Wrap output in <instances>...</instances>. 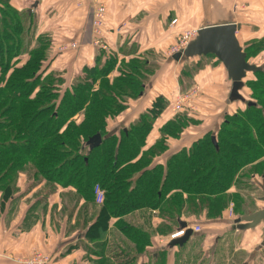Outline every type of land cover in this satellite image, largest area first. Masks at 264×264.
I'll list each match as a JSON object with an SVG mask.
<instances>
[{
  "label": "trees",
  "instance_id": "1",
  "mask_svg": "<svg viewBox=\"0 0 264 264\" xmlns=\"http://www.w3.org/2000/svg\"><path fill=\"white\" fill-rule=\"evenodd\" d=\"M30 5L24 10L12 0H0V192L4 199L17 194L22 174L30 181L51 184L49 192L70 188L69 197L84 199L85 209L97 205L94 188L100 185L104 201L86 231L88 239L98 241L104 239L111 218L141 207L159 208L165 224L162 233H168L179 228L183 214L216 219L230 204L236 208L243 202L237 192L224 193L234 184L248 185L244 180L252 174L264 176V62L259 65L261 71L248 72L242 99L233 101L243 106L226 114L218 131H208L189 148L171 155L166 170L159 165L150 169L153 157L168 148V138H179L188 126L200 122L177 114L162 126L157 143L144 150L156 119L169 103L159 95L152 108L128 129L119 135L108 130L109 118L122 114L130 100L144 95L147 77L156 65L150 59L152 53L138 54L136 46L128 42L118 53L107 36L109 48L100 49L96 64L85 66L83 74L60 96L55 92L59 88L56 79L64 78L58 74L49 78L53 70L50 55L51 51L65 54L70 50L59 51L61 44L35 15L38 5ZM107 11L104 29L111 35L117 27L109 22ZM35 18L44 29L34 38L31 27ZM122 28L127 30L126 25ZM30 35L40 39L37 45ZM240 44L252 63L264 49V38ZM43 62L46 67L41 70ZM217 63L223 65L218 58ZM112 72L117 73L110 77ZM246 88L251 90V98L245 97ZM87 103V114L79 123L75 116ZM124 229L136 240L138 251L146 249L150 237L145 231L132 226ZM100 264L110 263L105 259Z\"/></svg>",
  "mask_w": 264,
  "mask_h": 264
},
{
  "label": "crops",
  "instance_id": "2",
  "mask_svg": "<svg viewBox=\"0 0 264 264\" xmlns=\"http://www.w3.org/2000/svg\"><path fill=\"white\" fill-rule=\"evenodd\" d=\"M98 1L106 5L109 22L114 27L127 26V30L121 28L118 31L115 28L111 35H105V38L108 36L115 42L118 53L120 46L128 42L127 44L136 46L138 54L150 52L158 55V60L153 59V62L162 69L147 84L144 95L130 100L121 117L108 122V130L119 135L121 130L128 129L144 112L152 108L157 96L166 97L169 103L156 119L144 150L152 148L162 137L161 128L167 121L182 114L171 112L175 92L170 91V85L165 79H176L180 83L181 79H190L192 75L187 74L188 69H182L184 61H176L167 55L162 64L159 57L164 52L168 53L169 48L175 44L176 37L184 29H200L208 25L233 22L242 25L237 36L243 45L264 38V0ZM236 1L239 6H249L240 11L241 9L232 7H235ZM33 2L38 3L36 17H41L48 32L57 39L56 43L62 45L74 41L79 44V48L65 54L51 51L49 64L52 69L64 72V79H76L83 74L85 66H94L100 49L103 50L93 44L95 0H12L20 9H26ZM173 19H178L179 23L171 26ZM253 61L258 65L264 62V49ZM204 67L200 79H197V75H193L192 79L197 80L198 84L209 82L212 89L223 94L221 111L217 112V116L210 114L207 106L203 116L188 114L200 122L188 126L179 138H168V148L162 154L154 156L148 168L159 165L166 170L171 155L189 148L208 131H218L224 116L236 111L235 107H242L241 103L230 100L232 80L223 65L217 63V58L214 57ZM182 70L184 75L181 74ZM116 73L112 72L110 77ZM211 100L215 103L217 99ZM22 176L24 175L19 178L17 194L4 199L0 192V264H23L21 260L29 257L35 249L53 254L58 264H100L105 259L110 264H264V220L252 228H242L240 225L246 222H239L241 217L264 208V176L258 173L244 180L248 185L239 184L237 190L233 187L230 191L243 197V202L236 208L233 205V215L229 211L231 204L216 219H197L187 213L183 214L179 219V227L180 221H184L188 226L201 224L203 230L200 233L193 232L187 240L177 239L181 243L175 245L168 240L176 229L162 233L161 228L165 224L160 217V209L150 207H141L123 216L111 218L104 239L90 240L86 237V231L90 221L97 219L96 210L100 207L98 203L85 209V200L69 197L71 189L63 187L50 192L44 190V200L39 198L30 202L35 187L40 188L42 184L28 186L29 178L26 180ZM126 226L141 229L149 235L150 243L142 252L138 251L136 240L125 231Z\"/></svg>",
  "mask_w": 264,
  "mask_h": 264
},
{
  "label": "rangeland",
  "instance_id": "3",
  "mask_svg": "<svg viewBox=\"0 0 264 264\" xmlns=\"http://www.w3.org/2000/svg\"><path fill=\"white\" fill-rule=\"evenodd\" d=\"M235 4H236L235 7H234V5H232V7L235 8V9H238V10L241 9L240 11H242V9L246 8V6L247 7L249 6V4H247V5L240 4L241 6H239L237 1H236ZM28 7H32V5H30ZM29 22L30 21H28V24H29ZM31 28L33 29V32H34V38L37 37L38 35L42 34V29H44L42 27L41 20L40 19H36V18L32 19V27ZM190 29H195V28H187V29H184L183 31L190 30ZM196 29H199V28L197 27ZM29 39H31V42H33V40H34L32 38V36L29 37ZM37 41H40V39L36 38L34 40L33 45H37ZM170 49H171V47L169 48L168 53L164 52V53L160 54V57H159V61L161 60L160 63H162V64L164 63L163 60L167 59L166 58L167 55H169L171 57L173 56L170 53ZM120 51H121V53L123 52L122 49ZM132 52H135V50L132 49ZM173 54H175V53H173ZM206 56H208V57H206ZM206 56H197V57H194V58H191L189 60L184 61L185 64L182 67V69H185V70L188 69V71L193 72L195 75H197V79H200V73L202 72V70H204V68H205L204 66L207 65L211 60H214V57L212 55L209 54V55H206ZM24 57H28V55L26 54ZM150 59H154L156 61V60H158V55L157 54H155V55L152 54V56H150ZM259 60L260 59H258V61ZM18 61H19V59H18ZM20 61H21V59H20ZM252 63H254V62H252ZM23 64L24 63H20L18 65H23ZM218 64L221 65L220 63H218ZM254 64H256V63H254ZM171 65H173V64H171ZM177 65H180V64H177ZM44 67H46V64L44 65V62H43V64H42L40 69L43 70ZM153 68H155V70L152 69L153 73L150 74L149 77H147V84L150 83V80L152 82L154 80V79H152V77L155 76L156 73H158V71L160 72V70L162 69V68H160V66L158 67L156 65H153ZM120 70H121V68H120ZM143 71L145 72V70L142 69V73H143ZM56 74L63 75L64 72L56 71L55 69H53L52 72L49 73V75H50L49 78H54ZM181 74L184 75L183 70L181 71ZM253 76H254L253 73H250L249 79H252ZM192 77H193V75H192ZM192 77L190 79H181V80H184L185 84L181 83V81L179 83L176 79H171L169 81H168V79H165V82L169 83V85H170V88H169L170 91L175 92L174 98H173L174 99L173 100V104L170 107L172 109L171 112L172 111H176V110H174V107L179 105L180 106V110H179L178 113L182 112V114H187V115L188 114H190V115L192 114L193 116L200 117V116H202V114L206 110V107L208 106V110H209L208 113H210V114L212 113L213 115L217 116V112L221 111V106L224 103V100L222 99V98H224L223 94L221 95V92L218 91L219 93H217L216 89H212L210 87V85H209V82H207V84H206L203 81L202 83L198 84L197 80L192 79ZM219 79H220V77H219ZM73 81H76V80L75 79H64V81H62L61 79H56V83L57 84L59 83L58 84L59 88L57 86H56L57 88L54 86L55 89H58V90H55V92L58 91L60 93V96H61L63 94V92L65 91V88L67 89L68 87H70L71 84L73 83ZM171 81L174 82V84ZM179 84H180V86H179ZM223 85L225 86L226 83H224ZM195 89H198L197 93L195 94V96L192 97V98L191 97L187 98V95H186L187 92L191 93ZM251 93H252L251 90L249 88H246V90L244 92V95L248 99V98H251ZM228 94H229V91L227 92V95ZM212 98H216L217 99V100L214 101L215 103H212V101H213V100H211ZM87 108H88V103L85 105V107H83V109L80 111V113L75 116V120L77 122L81 123V121H83L85 119V115L87 114ZM238 108H239V106L235 107L234 110H237ZM120 117H121V114L118 115L117 117L112 118L113 122L116 121L117 119H119ZM112 120H110V118H109V121H112ZM23 175L24 176H22V177H25L26 180H28L27 179V175L26 174H23ZM44 182L40 183V184H42V187H40V188L39 187H35L34 193L32 194L33 196L29 200L30 202H34L36 199H39V198H42V200H44V190L49 191L51 189V184H48L47 182L44 184ZM40 184L38 183V181L37 182L29 181L28 186L32 185V187H33V186H37V185H40ZM233 187H236V190H237L238 185L234 184ZM232 188H231V190H232ZM230 191H226L224 194L234 193V192H230ZM251 191H252V188H251ZM98 204L100 205L101 203H98ZM233 214H234V212H233ZM96 215L97 216L99 215L98 209L96 210ZM93 221H94V219L90 221V225L88 226V228L95 222V221L94 222ZM37 251L41 252V253L43 252V251H41L39 249H35L29 257H32L34 255V253L37 252ZM43 253H44V255H50V259L47 260V262L49 264H58L57 258L53 254H50V253L45 252V251ZM29 257H27V258H29Z\"/></svg>",
  "mask_w": 264,
  "mask_h": 264
},
{
  "label": "water",
  "instance_id": "4",
  "mask_svg": "<svg viewBox=\"0 0 264 264\" xmlns=\"http://www.w3.org/2000/svg\"><path fill=\"white\" fill-rule=\"evenodd\" d=\"M36 6L38 3L35 4ZM32 9H30V12ZM241 23H222L201 27L198 35L182 51L173 54L176 61H186L197 56L215 55L224 64L229 78L232 80L231 101L242 99L243 90L248 72H257L263 69L262 66L251 63L247 59V52L243 49L237 33L241 29ZM100 138H97L99 141ZM264 200V197H263ZM264 220V208L240 218L242 228L256 227ZM188 224L180 221V227H187ZM193 233L188 228L187 234L182 241L187 240ZM181 243V240L172 241V245Z\"/></svg>",
  "mask_w": 264,
  "mask_h": 264
},
{
  "label": "built area",
  "instance_id": "5",
  "mask_svg": "<svg viewBox=\"0 0 264 264\" xmlns=\"http://www.w3.org/2000/svg\"><path fill=\"white\" fill-rule=\"evenodd\" d=\"M95 5L94 7V15H93V28H94V34H95V38L93 40V44L94 45H98L100 47H102L103 49H108L109 48V44L106 41L105 35V23H104V18L106 15V5L102 2H99L98 0H95ZM178 24V19H173L171 21V26L177 25ZM123 27V25H119L117 27V30L120 31L121 28ZM198 31L199 29H190V30H185L182 31L177 37H176V42L175 44H173L171 46L170 49V53L173 55V53L176 52H180L182 50H184L189 43L195 39V37L198 35ZM106 42H103V41ZM77 48H79V44L77 42H71L69 44H62L59 46V51H68V50H76ZM198 89H195L193 92H187V98H192L195 96V94L197 93ZM190 106V105H189ZM174 112H179L180 110V106L177 105L176 107H174ZM94 192L96 195V201L97 203H102L104 201V190L100 185H96L94 188ZM233 205H231L229 211L231 213V215H233ZM193 230V232L195 233H200L203 230V227L201 226V224H195L193 226H187V227H179L178 229H176L169 237V242L171 241H175L177 239H180L182 237H184L187 234L188 228H190ZM50 259V255H44V253L42 252H35L34 255L32 257L29 258H25L22 259L21 262L23 264H49L47 262V260Z\"/></svg>",
  "mask_w": 264,
  "mask_h": 264
},
{
  "label": "bare ground",
  "instance_id": "6",
  "mask_svg": "<svg viewBox=\"0 0 264 264\" xmlns=\"http://www.w3.org/2000/svg\"><path fill=\"white\" fill-rule=\"evenodd\" d=\"M227 71V70H226ZM228 74V73H227Z\"/></svg>",
  "mask_w": 264,
  "mask_h": 264
}]
</instances>
